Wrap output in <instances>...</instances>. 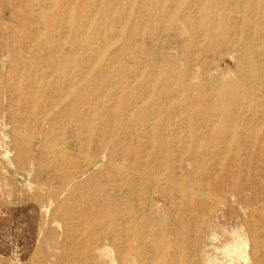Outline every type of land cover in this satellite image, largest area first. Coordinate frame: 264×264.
<instances>
[{
	"label": "rangeland",
	"instance_id": "374dc122",
	"mask_svg": "<svg viewBox=\"0 0 264 264\" xmlns=\"http://www.w3.org/2000/svg\"><path fill=\"white\" fill-rule=\"evenodd\" d=\"M263 68L264 0H0V264H264Z\"/></svg>",
	"mask_w": 264,
	"mask_h": 264
},
{
	"label": "bare ground",
	"instance_id": "6f19581e",
	"mask_svg": "<svg viewBox=\"0 0 264 264\" xmlns=\"http://www.w3.org/2000/svg\"><path fill=\"white\" fill-rule=\"evenodd\" d=\"M170 1H171V0H170ZM176 1H177V0H176ZM204 1H205V0H204ZM195 2H196V1H195ZM197 2H198V1H197ZM201 2H202V1H201ZM212 2H213V1H212ZM244 2H245V1H244ZM202 3H203V2H202ZM98 4H99V3H98ZM131 4H132V3H131ZM177 4H179V3L177 2ZM193 4H194V3H193ZM54 5H55V4H54ZM72 5H73V4H72ZM129 5H130V4H129ZM194 5L196 6L197 4H194ZM207 5H208V4H207ZM37 6H38V5H37ZM126 6H127V5H126ZM174 6H175V5H174ZM226 6H227V5H226ZM234 6H235V5H234ZM197 7H198V6H197ZM127 8H128V7H127ZM191 8H192V7H191ZM68 9H69V8H68ZM167 9H168V8H167ZM195 9H196V8H195ZM240 9H241V8H240ZM49 10H50V9H49ZM173 10H174V9H173ZM213 10H214V9H213ZM215 10H216V9H215ZM261 10H262V9H261ZM68 11H69V10H68ZM195 11H196V10H195ZM210 11H211V9H210ZM217 11H218V9H217ZM217 11H216V12H217ZM222 11H225V10H222ZM127 12H128V11H127ZM166 12H167V11H166ZM166 12H165V13H166ZM193 12H194V11H193ZM196 12H198V10H197ZM199 12H200V11H199ZM211 12H212V11H211ZM211 12H209V14H210ZM213 12H214V11H213ZM226 12H227V11H226ZM39 13H40V12H39ZM93 13H94V12H93ZM224 13H225V12H224ZM230 13H231V12H230ZM94 14H96V13H94ZM94 14H93V15H94ZM129 14H130V13H129ZM154 14H155V13H154ZM198 14H199V13H198ZM205 14H206V13H205ZM212 14L215 15L214 13H212ZM66 15H67V13H66ZM168 15H169V13H168ZM168 15H167V16H168ZM213 15H212V16H213ZM216 15H217V14H216ZM226 15H228V13H226ZM260 15H261V14H260ZM41 16H42V15H41ZM68 16H69V15H68ZM171 16H172V14H171ZM193 16H194V15H193ZM193 16H192V17H193ZM209 16H210V15H209ZM223 16H224V15H223ZM240 16H241V15H240ZM163 17H164V16H163ZM213 17H214V16H213ZM232 17H233V16H232ZM232 17H231V18H232ZM123 18H124V17H123ZM165 18H166V17H165ZM168 18H170V15L168 16ZM168 18H167V19H168ZM203 18H204V17H203ZM198 19H200V18H198ZM217 19H218V18H217ZM165 20H166V19H165ZM169 20H170V19H169ZM169 20H168V21H169ZM225 20H226V19H225ZM225 20H224V21H225ZM228 20H229V19H228ZM236 20H237V19H236ZM195 21H197V20H195ZM217 21H218V20H217ZM229 21H230V20H229ZM226 22H227V21H225V23H226ZM233 22H234V21H233ZM233 22H232V24H233ZM57 23H58V22H57ZM123 23H124V22H123ZM162 23H163V22H162ZM197 23H198V22H197ZM210 23H211V24H214L213 21H210ZM164 24H165V23H164ZM216 24H217V23H216ZM226 24H227V23H226ZM237 24H238V23H237ZM237 24H236V25H237ZM162 25H163V24H162ZM166 25H167V23H166ZM166 25H165V26H166ZM217 25H218V24H217ZM224 25H225V24H224ZM228 25H229V24H228ZM230 25H231V24H230ZM181 26H182V25H181ZM225 26H226V25H225ZM160 27H161V26H160ZM237 27H238V26H236V29H237ZM239 27H240V26H239ZM163 28H164V27H163ZM200 28H201V24H200ZM227 28H228V26H227ZM243 28H244V27H243ZM85 29H86V28H85ZM120 29H121V28H120ZM161 29H162V28H161ZM207 29H208V28H207ZM216 29H217V28H216ZM88 30H89V29H88ZM211 30H212V29H211ZM213 30H214V29H213ZM182 31H183V30H182ZM196 31H197V27H196ZM243 31H244V30H243ZM260 31H261V30H260ZM67 32H68V31H67ZM107 32H108V31H107ZM164 32H165V31H164ZM203 32H204V31H203ZM210 32H211V31H210ZM232 32H233V31H232ZM244 32H245V31H244ZM117 33H118V32H117ZM223 33H224V32H223ZM225 33H226V32H225ZM198 34H199V33H198ZM116 35H117V34H116ZM119 35H120V34H119ZM37 36H38V35H37ZM222 36H223V34H222ZM238 36H239V35H238ZM243 36H245V35H243ZM243 36H242V37H243ZM96 38H97V37H96ZM224 39H225V38H224ZM224 39H223V40H224ZM62 40H63V39H62ZM112 41H113V40H112ZM261 42H262V41H261ZM107 43H108V42H107ZM222 43H223V42H222ZM60 44H61V42H60ZM62 44H63V43H62ZM260 44H261V43H260ZM108 46H109V45H108ZM232 46H233V45H232ZM100 47H101V46H100ZM103 47H106V46H103ZM228 47H229V46H228ZM256 48H257V47H256ZM102 49H103V48H102ZM102 49H101V50H102ZM53 51H54V50H53ZM194 51H195V49H194ZM197 51H198V50H197ZM101 52H102V51H101ZM103 52H104V51H103ZM103 52H102V54H103ZM90 59H91V58H90ZM96 59H97V57H96ZM190 61H191V60H190ZM91 63H92V62H91ZM93 63H94V62H93ZM94 64H95V63H94ZM170 64H171V63H170ZM92 65H93V64H92ZM261 65H262V64H261ZM92 67H93V66H92ZM260 67H261V66H260ZM84 68H85V67H84ZM90 68H91V67H90ZM263 69H264V68H263ZM239 70H240V69H239ZM259 70H260V69H259ZM88 73H89V72H88ZM186 73H187V72H186ZM85 74H86V73H85ZM261 74H262V73H261ZM68 75H69V74H68ZM204 76H205V75H204ZM82 78H83V77H82ZM132 78H133V77H132ZM230 82H231V81H230ZM66 83H67V82H66ZM76 84H77V83H76ZM76 84H75V85H76ZM231 84H232V82H231ZM112 85H113V84H112ZM113 87H114V86H113ZM68 88H69V87H68ZM146 91H147V90H146ZM250 92H251V91H250ZM180 93H181V92H180ZM64 95H66V94H64ZM179 95H181V94H179ZM114 100L117 102L116 99H114ZM145 100H146V98H145ZM140 102H142V101L140 100ZM133 104H134V102H133ZM139 104H140V103H138V105H139ZM240 104H241V103H240ZM132 108H133V107H132ZM110 111H111V110H110ZM131 111H132V110H131ZM235 116H236V115H235ZM42 118H43V117H42ZM215 119H216V118H215ZM212 126H213V125H212ZM151 130H152V129H151ZM16 133H17V132H16ZM19 133H20V132H19ZM230 133H231V131H230ZM230 133H229V134H230ZM20 134H21V133H20ZM232 134H233V133H232ZM232 134H231V135H232ZM252 134H253V133H252ZM28 137H29V136H28ZM24 138H25V137H24ZM150 138H152V137H150ZM228 138H229V137H228ZM150 141H151V140H150ZM225 142H226V141H225ZM226 145H227V144H226ZM50 146H52V145H50ZM84 152H85V151H84ZM144 158H145V157H144ZM222 159H223V157H222ZM178 160H179V159H178ZM142 161H143V160H142ZM120 162H121V161H120ZM143 162H144V161H143ZM120 166H121V165H120ZM120 166H115V167L113 166V167H114V172H113L114 174H120V173H122L123 167L121 168ZM178 174H179V173H178ZM177 186H178V185H177ZM207 187H208V186H207ZM178 188L180 189L179 191H182V190H181L182 188H181L180 186H178L177 189H178ZM186 193H187V192H186ZM203 193H204V192H203ZM203 193H202V194H203ZM179 195H180V194H179ZM206 197H207V195H206ZM178 198H179V197H178ZM211 201H212V200H211ZM137 202H138V201H137ZM263 213H264V212H263ZM141 215H142V214H141ZM262 215H263V214H262ZM128 221H129V220H128ZM125 224H126V223H125ZM120 226H121V224H120ZM135 228H136V226H135ZM196 228H197V227H196ZM125 230H126V229H125ZM125 230H124V231H125ZM139 230H140V229H139ZM134 231H135V230H134ZM80 232H81V231H80ZM128 232H129V231H128ZM143 232H144V231H143ZM123 233H124V232H123ZM114 234H116V233H114ZM114 234H113V237H112V239H111V242H115V236H114ZM143 234H144V233H143ZM147 236H148V235H147ZM147 236H146V237H147ZM149 236H150V234H149ZM144 240H145V239H144ZM126 242H127V241H126ZM142 242H143V241H142ZM261 245H262V243H261ZM120 246H121V245H120ZM125 247H126V249H127V246H125ZM123 250H124V249H123ZM141 251H142V250H141ZM262 251H263V250H262ZM152 253H153V252H152ZM154 253H155V252H154ZM262 253H263V252H262ZM132 255H133V256H136V257H135L136 259H139V256H140V255H135L134 253H132ZM154 255H155V254H154ZM156 255H157V254H156ZM159 255H160V254H159ZM148 256H150V254H149ZM148 256H147V257H148ZM157 257H158V256H157ZM142 258H143V257H142ZM153 258H154V257H153ZM262 258H263V257H262ZM263 259H264V258H263ZM263 259H262V260H263ZM121 262H122V261H121ZM131 263H134V260L131 261ZM149 263H150V262H149ZM139 264H140V263H139Z\"/></svg>",
	"mask_w": 264,
	"mask_h": 264
}]
</instances>
